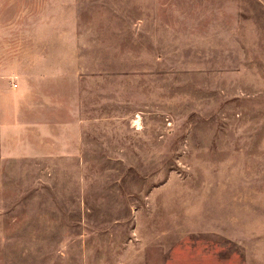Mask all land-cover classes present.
I'll list each match as a JSON object with an SVG mask.
<instances>
[{
  "label": "rangeland",
  "instance_id": "rangeland-1",
  "mask_svg": "<svg viewBox=\"0 0 264 264\" xmlns=\"http://www.w3.org/2000/svg\"><path fill=\"white\" fill-rule=\"evenodd\" d=\"M0 264H264V0H0Z\"/></svg>",
  "mask_w": 264,
  "mask_h": 264
}]
</instances>
